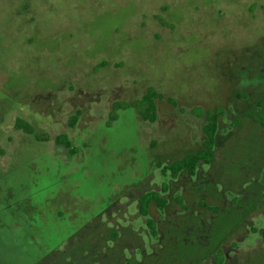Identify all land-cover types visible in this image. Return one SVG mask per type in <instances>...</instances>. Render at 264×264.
Returning <instances> with one entry per match:
<instances>
[{
  "label": "rangeland",
  "instance_id": "obj_1",
  "mask_svg": "<svg viewBox=\"0 0 264 264\" xmlns=\"http://www.w3.org/2000/svg\"><path fill=\"white\" fill-rule=\"evenodd\" d=\"M263 114L264 0H0V264H264Z\"/></svg>",
  "mask_w": 264,
  "mask_h": 264
},
{
  "label": "trees",
  "instance_id": "obj_2",
  "mask_svg": "<svg viewBox=\"0 0 264 264\" xmlns=\"http://www.w3.org/2000/svg\"><path fill=\"white\" fill-rule=\"evenodd\" d=\"M162 99L163 96L158 94L156 91L149 89L147 93L134 104L137 107L140 115L151 122L157 119V107L156 99ZM121 106L120 103L114 104V110ZM221 114L217 111L207 115V123L204 126L205 138L203 140L202 147L193 153L187 154L185 157L178 159L167 166L164 167L163 171L169 170L173 178H178L181 172L188 171L194 174L198 165L201 162L211 163L214 160V148L216 145V134L219 128V120ZM77 116L72 118L71 124H74ZM262 125L264 126V114L259 117ZM15 127L17 129H22L26 133L33 134L35 132L33 126L25 121L24 119H17ZM41 140H49L50 137L47 134H42L38 136ZM55 141L59 144H65L67 147L71 146V141L66 133H61L55 137ZM74 152V151H73ZM160 166V165H159ZM168 185L164 184L162 189L167 190ZM167 198L162 196L160 192L156 190H150L141 195L138 199V210L139 213L147 217V224L153 235L156 234V222L153 218L148 217L151 212V207L154 205L159 209H164L167 205ZM225 257L221 250H218L216 258L213 264H224Z\"/></svg>",
  "mask_w": 264,
  "mask_h": 264
}]
</instances>
